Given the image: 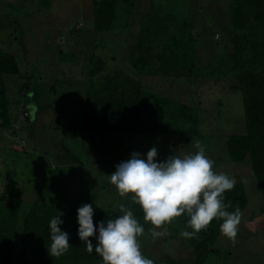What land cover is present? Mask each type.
<instances>
[{"label": "rangeland", "instance_id": "rangeland-1", "mask_svg": "<svg viewBox=\"0 0 264 264\" xmlns=\"http://www.w3.org/2000/svg\"><path fill=\"white\" fill-rule=\"evenodd\" d=\"M92 2L0 0V52L14 55L18 63L17 75L0 78L11 125L0 128V194L5 186L21 192L24 211L37 200L75 209L83 204L98 210H117L121 204L131 208L136 205L133 194L121 198L109 182L116 165L133 152L146 158L153 146L157 162L194 153V141L199 140L215 162L214 170L242 183L247 197L235 241L220 233L214 246L217 253L208 264H264V203L250 158L234 162L226 150L227 138L243 133L244 125L242 97L232 78L140 77L146 91L198 111L197 136L98 134L80 128L92 55L97 52L111 67L114 55L123 61L121 51L115 53L123 45L111 40L114 34L123 35L125 24L142 22L150 6L184 20L192 27L198 63L208 66L232 50L225 2L137 0L129 17L126 10L119 12L115 30L101 33L93 30ZM167 228L162 236L153 237L151 231L142 239V255L154 260L168 253L192 264L185 238L168 239Z\"/></svg>", "mask_w": 264, "mask_h": 264}, {"label": "trees", "instance_id": "trees-1", "mask_svg": "<svg viewBox=\"0 0 264 264\" xmlns=\"http://www.w3.org/2000/svg\"><path fill=\"white\" fill-rule=\"evenodd\" d=\"M220 1V0H214ZM228 12L230 31L228 43L231 53L216 57L208 66L198 63L192 27L184 20L164 16L156 6H150L142 22L125 24L123 35L114 34L123 61L114 57L112 67L95 52L89 68L90 81L86 97L80 106L81 130L98 134H129L149 136L198 135V111L185 103L146 91L140 77H168L171 79L199 80L206 78H232L239 90L244 109L243 133L230 135L226 150L234 162L249 156L252 174L264 203V0H222ZM137 0H93L92 18L95 32L116 29L119 12L130 16ZM129 30V31H127ZM118 35V36H117ZM18 74L14 55L0 52V78ZM9 103L5 97L4 81L0 80V128L10 127ZM225 203L231 201L234 211L241 212L247 205L244 186L236 182L231 191L224 193ZM144 228L139 244L150 234L152 225L144 221L139 205L129 208ZM23 203L0 195V264H104L102 257L86 251L78 238L77 209L46 205L40 200L29 204L23 212ZM62 212V231L69 234L70 247L59 258L50 257V220ZM264 215V206L262 208ZM120 209H94L93 222L115 219ZM189 217L182 214L168 224V239L179 240ZM223 221L213 219L206 230L192 238H185L191 251L192 264H208ZM92 239L95 244V239ZM154 264H187L185 261L163 254L150 259Z\"/></svg>", "mask_w": 264, "mask_h": 264}, {"label": "clouds", "instance_id": "clouds-1", "mask_svg": "<svg viewBox=\"0 0 264 264\" xmlns=\"http://www.w3.org/2000/svg\"><path fill=\"white\" fill-rule=\"evenodd\" d=\"M194 147V153L171 155L163 162L156 161L155 146L146 158L133 152L129 159L116 165L109 182L121 198L133 194L131 201L141 207L144 221L153 226V237L164 235L166 225L186 214L192 231L182 232V237L192 238L206 230L213 219H220L221 234L234 242L243 214L238 205L234 211L227 210L232 204L225 203L224 193L233 189L235 180L214 170L215 162L206 156L199 140L194 141ZM120 212L123 214L119 217L94 225L91 204L77 209L78 238L86 245V251L91 253L94 248L104 264H154L140 250L138 237L144 233L143 226L126 205H120ZM62 215L57 212L49 222L50 257L59 258L71 246L69 234L60 228ZM90 238L95 239V244Z\"/></svg>", "mask_w": 264, "mask_h": 264}, {"label": "crops", "instance_id": "crops-1", "mask_svg": "<svg viewBox=\"0 0 264 264\" xmlns=\"http://www.w3.org/2000/svg\"><path fill=\"white\" fill-rule=\"evenodd\" d=\"M4 190H5L6 194H7V196L13 197V198L18 199L20 201H21V199H20L21 196L24 197V195H22L21 192L19 193V192H17L16 189L8 188L6 186L3 188L1 194L4 192ZM21 202L23 203V201H21ZM16 264H25V263L22 262V261H18Z\"/></svg>", "mask_w": 264, "mask_h": 264}, {"label": "built area", "instance_id": "built-area-1", "mask_svg": "<svg viewBox=\"0 0 264 264\" xmlns=\"http://www.w3.org/2000/svg\"><path fill=\"white\" fill-rule=\"evenodd\" d=\"M216 38H217V36H216Z\"/></svg>", "mask_w": 264, "mask_h": 264}]
</instances>
